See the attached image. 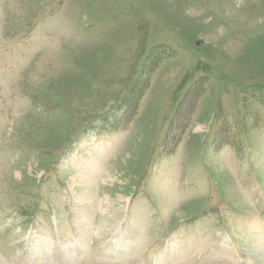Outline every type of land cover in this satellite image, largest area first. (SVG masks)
I'll return each mask as SVG.
<instances>
[{
    "label": "rangeland",
    "instance_id": "374dc122",
    "mask_svg": "<svg viewBox=\"0 0 264 264\" xmlns=\"http://www.w3.org/2000/svg\"><path fill=\"white\" fill-rule=\"evenodd\" d=\"M0 264H264V0H0Z\"/></svg>",
    "mask_w": 264,
    "mask_h": 264
}]
</instances>
